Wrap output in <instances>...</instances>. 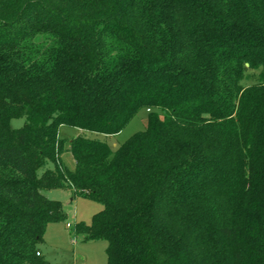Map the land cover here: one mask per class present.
Wrapping results in <instances>:
<instances>
[{"label":"trees","instance_id":"trees-1","mask_svg":"<svg viewBox=\"0 0 264 264\" xmlns=\"http://www.w3.org/2000/svg\"><path fill=\"white\" fill-rule=\"evenodd\" d=\"M246 70L264 78V0H0V264H50L57 189L103 206L74 230L108 264H264V79ZM141 109L115 151L59 136Z\"/></svg>","mask_w":264,"mask_h":264},{"label":"rangeland","instance_id":"rangeland-1","mask_svg":"<svg viewBox=\"0 0 264 264\" xmlns=\"http://www.w3.org/2000/svg\"><path fill=\"white\" fill-rule=\"evenodd\" d=\"M263 77L259 71L246 70L242 87L262 83ZM159 114V112H155ZM149 114L146 109H141L127 126L116 135H103L89 131H82L74 127L63 125L59 129V136L63 139H73L83 136L92 140L107 143L112 151L118 149L131 136L145 131ZM24 118L11 121L13 128L23 125ZM62 161L70 169L75 168L74 160L70 153L62 156ZM42 193L51 200L62 203L67 218L63 222L48 225L43 242L38 249L44 260L50 264H108L107 247L105 240L84 241L83 237L75 234V225L84 223L90 225L95 214L103 209L99 203L82 197H75L70 190H44ZM67 223L71 226L67 227Z\"/></svg>","mask_w":264,"mask_h":264},{"label":"built area","instance_id":"built-area-1","mask_svg":"<svg viewBox=\"0 0 264 264\" xmlns=\"http://www.w3.org/2000/svg\"><path fill=\"white\" fill-rule=\"evenodd\" d=\"M71 225L69 223H67V227H70Z\"/></svg>","mask_w":264,"mask_h":264}]
</instances>
